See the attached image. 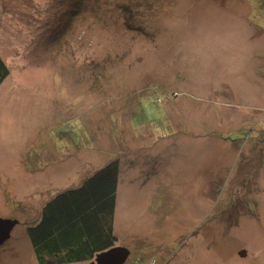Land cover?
Listing matches in <instances>:
<instances>
[{"label":"rangeland","instance_id":"rangeland-1","mask_svg":"<svg viewBox=\"0 0 264 264\" xmlns=\"http://www.w3.org/2000/svg\"><path fill=\"white\" fill-rule=\"evenodd\" d=\"M156 1L0 0V264L115 160L124 264H264V2Z\"/></svg>","mask_w":264,"mask_h":264},{"label":"trees","instance_id":"trees-1","mask_svg":"<svg viewBox=\"0 0 264 264\" xmlns=\"http://www.w3.org/2000/svg\"><path fill=\"white\" fill-rule=\"evenodd\" d=\"M7 74L0 58V84ZM118 168V161H112L79 186L56 192L45 201L38 221L26 228L38 264H52L50 259L55 264L81 263L114 245Z\"/></svg>","mask_w":264,"mask_h":264},{"label":"water","instance_id":"water-1","mask_svg":"<svg viewBox=\"0 0 264 264\" xmlns=\"http://www.w3.org/2000/svg\"><path fill=\"white\" fill-rule=\"evenodd\" d=\"M18 223L16 219H6L0 217V245L6 242L11 235V231ZM129 251L122 247H115L98 253L95 264H124ZM94 264V263H92Z\"/></svg>","mask_w":264,"mask_h":264},{"label":"crops","instance_id":"crops-1","mask_svg":"<svg viewBox=\"0 0 264 264\" xmlns=\"http://www.w3.org/2000/svg\"><path fill=\"white\" fill-rule=\"evenodd\" d=\"M3 60V59H2ZM6 80V78L1 82V84H0V88H1V86H2V84H3V82ZM4 85V84H3Z\"/></svg>","mask_w":264,"mask_h":264},{"label":"bare ground","instance_id":"bare-ground-1","mask_svg":"<svg viewBox=\"0 0 264 264\" xmlns=\"http://www.w3.org/2000/svg\"><path fill=\"white\" fill-rule=\"evenodd\" d=\"M130 151H134V150H130Z\"/></svg>","mask_w":264,"mask_h":264},{"label":"flooded vegetation","instance_id":"flooded-vegetation-1","mask_svg":"<svg viewBox=\"0 0 264 264\" xmlns=\"http://www.w3.org/2000/svg\"><path fill=\"white\" fill-rule=\"evenodd\" d=\"M54 263V262H53ZM55 264V263H54Z\"/></svg>","mask_w":264,"mask_h":264}]
</instances>
